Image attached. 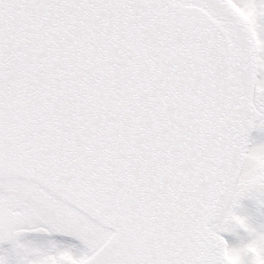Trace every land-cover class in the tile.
<instances>
[{
  "label": "snow or ice",
  "instance_id": "snow-or-ice-1",
  "mask_svg": "<svg viewBox=\"0 0 264 264\" xmlns=\"http://www.w3.org/2000/svg\"><path fill=\"white\" fill-rule=\"evenodd\" d=\"M0 264H264V0H0Z\"/></svg>",
  "mask_w": 264,
  "mask_h": 264
}]
</instances>
